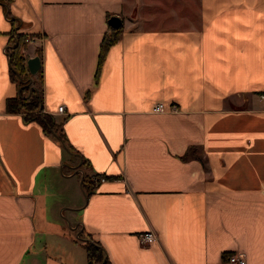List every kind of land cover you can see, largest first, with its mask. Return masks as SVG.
I'll return each mask as SVG.
<instances>
[{"label": "crops", "instance_id": "0c3cea01", "mask_svg": "<svg viewBox=\"0 0 264 264\" xmlns=\"http://www.w3.org/2000/svg\"><path fill=\"white\" fill-rule=\"evenodd\" d=\"M263 95L264 0H0V264H264Z\"/></svg>", "mask_w": 264, "mask_h": 264}, {"label": "trees", "instance_id": "16d2710c", "mask_svg": "<svg viewBox=\"0 0 264 264\" xmlns=\"http://www.w3.org/2000/svg\"><path fill=\"white\" fill-rule=\"evenodd\" d=\"M114 34L111 38H105L104 44L102 47V55L101 59H103L105 52L107 51L108 47L117 41L118 37ZM24 39L22 38V35H16L14 36L13 41V48H12V54L10 55V59L12 62V69L14 71V74L18 75L21 80L20 84L21 87L23 86L22 83L27 84L28 82H24L22 80V76L24 75L25 66H24V58L20 54V48L22 47ZM26 89L29 91V95L26 97V95L23 94V91L20 92V95L18 98L9 99L7 101V108L9 112H25V118L26 120H37L40 123H42L45 130L48 132L51 131H58L59 126L54 121L53 117L49 114L45 113H39L41 108V102H42V94L39 90L31 89L29 90L28 87ZM63 138V136H62ZM64 139V138H63ZM100 247L97 246L95 243L90 242L86 244V251L88 255V264H106L104 262V255L101 253V256H98L96 253V250Z\"/></svg>", "mask_w": 264, "mask_h": 264}, {"label": "built area", "instance_id": "2783aa9c", "mask_svg": "<svg viewBox=\"0 0 264 264\" xmlns=\"http://www.w3.org/2000/svg\"><path fill=\"white\" fill-rule=\"evenodd\" d=\"M30 41H32V39H30V38L25 39V42H27V43ZM262 97H264V95ZM178 109H179V107L176 104L157 103L153 110L155 112H167V111L177 112ZM58 111L60 113H63L64 106H60ZM104 179L105 178H102V177L100 178V180H104ZM139 240H140V242H142V244L150 245L157 240V236L154 232L148 231V232L141 234L139 236ZM226 263H228V264H247L244 255H242V254L239 255L236 253L229 255L227 257Z\"/></svg>", "mask_w": 264, "mask_h": 264}, {"label": "water", "instance_id": "95a60500", "mask_svg": "<svg viewBox=\"0 0 264 264\" xmlns=\"http://www.w3.org/2000/svg\"><path fill=\"white\" fill-rule=\"evenodd\" d=\"M108 23L113 28H119L122 24V21L119 17L112 16ZM41 66V59L38 55L27 60V69L31 75H36L40 71Z\"/></svg>", "mask_w": 264, "mask_h": 264}, {"label": "rangeland", "instance_id": "374dc122", "mask_svg": "<svg viewBox=\"0 0 264 264\" xmlns=\"http://www.w3.org/2000/svg\"><path fill=\"white\" fill-rule=\"evenodd\" d=\"M160 1H161V0H160ZM23 94H24V93H23ZM84 166H86V165L84 164ZM86 169H87V168H86ZM95 254H97L98 256H101V255H102L99 249L96 250V253H95ZM94 264H96V263H94Z\"/></svg>", "mask_w": 264, "mask_h": 264}]
</instances>
